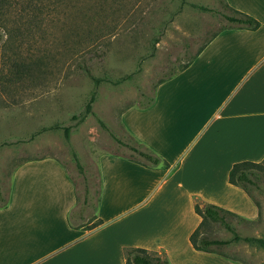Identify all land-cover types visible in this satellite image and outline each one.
I'll use <instances>...</instances> for the list:
<instances>
[{
  "label": "crops",
  "instance_id": "crops-1",
  "mask_svg": "<svg viewBox=\"0 0 264 264\" xmlns=\"http://www.w3.org/2000/svg\"><path fill=\"white\" fill-rule=\"evenodd\" d=\"M226 2L260 26L221 30L157 85L152 105L121 115L128 134L169 165L102 154L101 223L86 228L70 224L76 185L64 163L52 155L22 161L12 171L9 204L0 207V264H126L125 248L133 246L173 264H240L190 240L201 221L198 201L258 215L229 171L237 161L264 159V0Z\"/></svg>",
  "mask_w": 264,
  "mask_h": 264
},
{
  "label": "rangeland",
  "instance_id": "rangeland-1",
  "mask_svg": "<svg viewBox=\"0 0 264 264\" xmlns=\"http://www.w3.org/2000/svg\"><path fill=\"white\" fill-rule=\"evenodd\" d=\"M222 8L224 0H0L4 193L18 164L52 155L66 165L76 183L75 221L88 227L95 222L100 156L120 153L140 158L127 146L136 142L122 124L123 111L148 102L160 80L179 70L228 24L218 12ZM94 90L93 113L81 120ZM65 126H71L70 141ZM263 169L260 188H253L258 215L253 219L228 215L243 237H264ZM86 186L91 200L85 205ZM202 232L220 239L234 235L216 222ZM133 247L125 248V257ZM211 247L219 251L213 253L240 264H264V248L245 239Z\"/></svg>",
  "mask_w": 264,
  "mask_h": 264
},
{
  "label": "trees",
  "instance_id": "trees-1",
  "mask_svg": "<svg viewBox=\"0 0 264 264\" xmlns=\"http://www.w3.org/2000/svg\"><path fill=\"white\" fill-rule=\"evenodd\" d=\"M200 7L203 9H209L206 6H200ZM218 12L228 21V24L223 26L217 32H215L213 36L203 44V46L197 51V53H195L188 61L182 64L179 70L172 71L164 79L160 80V82L173 77L176 73L188 67L192 63V61L196 58V56L202 51V49L209 43V41L215 35H217V33H219L221 30L226 29V28L257 29L260 26V21L258 19H256L254 16L248 13H245L241 10L233 8L226 2V0H224V8H222ZM95 80L97 81L96 84H98V78H95ZM157 85H156V88H157ZM156 88H155L154 95L150 97L148 102L141 105L142 107H148L155 102ZM95 97H96V91L94 90L90 98L86 102L84 111L80 115L81 120L85 119V117L89 113L91 112L93 113L92 106H93V102L95 101ZM74 117H77V115H75ZM102 124L105 125L104 122H102ZM64 129H65L66 138L68 141H70L71 126H65ZM130 136L136 142V144H129V143L128 144L126 143V144L129 148L135 151L140 156V158L135 157L134 155H125V154H122V155H125L131 160H135L140 163L147 164V165H152V166L161 165L164 167L169 165V163L166 160H164L159 154H157L152 148L138 141L136 138H134V136L132 135ZM118 141L120 143H123V141L119 138H118ZM117 154H120V153H117ZM76 160H77V165L81 168L82 166L77 156H76ZM263 168H264V159L259 162L252 161V160H242V161L235 162L229 171V181L235 185L242 187L255 200L258 206L260 205H259V202H257V200L254 198L253 188H260V181L262 178L260 169H263ZM101 187H102V180H101V174H100L99 189L97 191L96 203L94 204L95 210H97L98 205L101 200ZM76 196H77V202H78L79 194H78L77 187H76ZM90 198H91L90 188L86 186L85 196L83 198V204L85 205L90 204V200H91ZM9 201H10V192L8 191V193L5 194L3 191L2 185L0 183V207H6L9 204ZM195 209H196V212L201 216V221L199 225L190 235V240L196 249L209 251V252H219L216 249L212 248L211 246L228 244L232 240H240V239H245L246 241L252 244H256L264 248V237H261V236L243 237L241 236L237 232V230L233 227V225L229 222L228 215L229 214L235 215V216L237 215L241 219H247V218L240 216L231 210H228L226 208H223L221 206H218L216 204H211V203H207L201 206L200 202L198 201L195 204ZM76 214L77 213L75 211V208L69 214L70 224L72 226H75V227L82 226L86 228H93L99 223H101V220H97L95 222L92 221L89 227L85 224L76 223L75 221ZM78 214L80 218L84 217L83 210H79ZM210 222L224 224L229 230H231L234 233L233 238L232 239H220V238H210L206 236L202 232V229L205 226H207V224H209ZM126 264H170V262L167 258H162L161 256L154 254L152 251L148 250L147 248L133 247L127 250Z\"/></svg>",
  "mask_w": 264,
  "mask_h": 264
}]
</instances>
